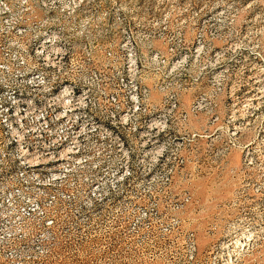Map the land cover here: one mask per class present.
<instances>
[{"label": "rangeland", "instance_id": "obj_1", "mask_svg": "<svg viewBox=\"0 0 264 264\" xmlns=\"http://www.w3.org/2000/svg\"><path fill=\"white\" fill-rule=\"evenodd\" d=\"M108 4L73 17L106 23L145 65L151 51L170 66L186 57L193 88L162 152L135 149L124 178L111 168L112 183L96 191L102 202L88 174L52 190L21 178L0 125V264H264V0ZM15 18V1L0 0V61L9 66L5 23ZM2 79L6 104L12 72Z\"/></svg>", "mask_w": 264, "mask_h": 264}, {"label": "built area", "instance_id": "obj_2", "mask_svg": "<svg viewBox=\"0 0 264 264\" xmlns=\"http://www.w3.org/2000/svg\"><path fill=\"white\" fill-rule=\"evenodd\" d=\"M14 1L16 18L5 23L11 65L0 61V87L10 71L13 92L6 104L0 94V125L19 175L52 190L88 174L93 198L102 202L96 191L110 183L111 168H123L124 178L135 149L162 152L168 121L193 88L186 57L170 66L151 51L145 65L126 39L111 37L106 23L73 17L111 9L108 0Z\"/></svg>", "mask_w": 264, "mask_h": 264}]
</instances>
